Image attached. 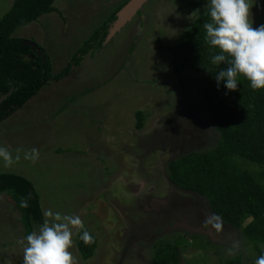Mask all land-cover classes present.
Listing matches in <instances>:
<instances>
[{
    "label": "rangeland",
    "instance_id": "rangeland-1",
    "mask_svg": "<svg viewBox=\"0 0 264 264\" xmlns=\"http://www.w3.org/2000/svg\"><path fill=\"white\" fill-rule=\"evenodd\" d=\"M13 2L0 0V14ZM123 2L55 0L58 11L19 27L15 34L43 46L57 73ZM207 4L146 0L102 49L73 65L67 77L50 81L0 123V145L13 156L18 147L39 150L35 164L24 160L23 152L11 168L0 160V172L28 177L44 213L80 215L85 229L96 235L89 259L78 251L79 234L74 236L71 251L80 264H155L156 249L165 240L181 245L183 264H223L235 255L255 264L264 253V245L260 252L243 226L228 225L202 194L169 177L173 160L212 148L218 134L202 101L201 74L185 70L184 87L172 68L170 50H159L158 42L175 44ZM260 5L264 1L253 7V19ZM262 22L256 20L253 27ZM138 110L145 113L142 126L137 125ZM160 197L164 202L157 207L163 211L149 210ZM189 197L203 211L198 231L170 220L180 209L189 213L179 206L183 199L191 201ZM25 236L16 202L9 193H0V264H23L18 241Z\"/></svg>",
    "mask_w": 264,
    "mask_h": 264
},
{
    "label": "trees",
    "instance_id": "trees-1",
    "mask_svg": "<svg viewBox=\"0 0 264 264\" xmlns=\"http://www.w3.org/2000/svg\"><path fill=\"white\" fill-rule=\"evenodd\" d=\"M120 4L94 32L83 42L74 59L57 73L45 51L42 56L29 57L25 39L15 32L21 26L37 20L51 11H58L55 0H14L12 6L0 14V123L23 107L50 84L60 81L78 66L85 56H93L101 49ZM208 0H183L191 7ZM210 22L206 12L200 14L180 39L167 46L159 40L158 49L167 47L171 52L172 68L178 81L185 86L184 71L201 74L202 101L218 139L212 148L191 152L173 160L169 165V177L177 185L202 194L228 225L243 226L244 235L260 251L264 245V90L253 91L250 82L238 78V90L229 91L224 81L219 87L215 75L227 66L211 63L217 49L205 41L203 24ZM34 54V53H33ZM145 113L136 111L137 125L142 126ZM9 193L22 214L26 235L44 222L40 194L34 183L15 172H0V193ZM28 207H21V199ZM95 242L85 245L80 238L79 249L85 259L94 255ZM261 252V251H260ZM264 255V253H261ZM155 264H183L182 247L170 240L162 241L154 255ZM223 264H245L241 255L227 259Z\"/></svg>",
    "mask_w": 264,
    "mask_h": 264
},
{
    "label": "clouds",
    "instance_id": "clouds-1",
    "mask_svg": "<svg viewBox=\"0 0 264 264\" xmlns=\"http://www.w3.org/2000/svg\"><path fill=\"white\" fill-rule=\"evenodd\" d=\"M254 4L255 0H208L206 5L210 22L203 24L205 41L218 50L211 63L227 66L215 75V79L218 87L224 81L229 91L238 90L239 77L247 79L253 91L264 90V25L253 27ZM197 13L199 10L192 16ZM21 152L24 160L33 164L38 162L39 150L36 148L23 150L18 147L13 156L12 150L0 145L3 166L11 168L17 164ZM20 206L28 207L27 200L22 198ZM44 215L43 224L40 227L35 225L34 231L27 235L25 231L26 236L18 241L23 246V264H78L71 251L74 236L79 234L86 246L95 242L80 215L52 210H47ZM255 264H264V255L259 256Z\"/></svg>",
    "mask_w": 264,
    "mask_h": 264
},
{
    "label": "flooded vegetation",
    "instance_id": "flooded-vegetation-1",
    "mask_svg": "<svg viewBox=\"0 0 264 264\" xmlns=\"http://www.w3.org/2000/svg\"><path fill=\"white\" fill-rule=\"evenodd\" d=\"M257 1H264V0H255V4L257 3ZM254 4V6H255ZM253 6V7H254ZM255 9L252 8V11L255 13L254 11ZM256 18L253 19V23H256V20L262 22V20H264V7L262 5H260L258 7V12L256 13ZM260 25H264V21L262 23L259 24ZM25 41V45L27 49H30L32 51L31 54H29V57L33 58V57H39L42 56L45 53V49L43 48V46H41L40 44H37V46H33L31 44V40L32 38H24ZM34 53V54H33ZM184 137V136H183ZM190 198V197H189ZM191 199V198H190ZM164 202V200L160 197L159 199H154L151 203V206L148 208L149 210H151L152 212H159L163 211V209L161 207H157L158 204ZM166 205V203H165ZM164 205V207H165ZM198 204L193 203L192 199L191 201L183 199L180 201V205L181 207L184 206V208L189 210V213L184 212L182 209H180L181 211H177V213H175L176 215H173L170 220L174 221V224H177V227H181V225H183L185 227V229L187 231H198L199 229H201L203 221H202V217H203V211L201 209L197 208ZM192 211V213H190ZM194 216V218H193ZM180 221H189V222H183L180 223ZM203 228V227H202Z\"/></svg>",
    "mask_w": 264,
    "mask_h": 264
},
{
    "label": "water",
    "instance_id": "water-1",
    "mask_svg": "<svg viewBox=\"0 0 264 264\" xmlns=\"http://www.w3.org/2000/svg\"><path fill=\"white\" fill-rule=\"evenodd\" d=\"M145 1L146 0H129L117 11L116 19L110 25L108 34L102 46H105L116 35V33L121 31L124 26L133 19ZM31 44L37 46L38 43L31 41Z\"/></svg>",
    "mask_w": 264,
    "mask_h": 264
},
{
    "label": "crops",
    "instance_id": "crops-1",
    "mask_svg": "<svg viewBox=\"0 0 264 264\" xmlns=\"http://www.w3.org/2000/svg\"><path fill=\"white\" fill-rule=\"evenodd\" d=\"M78 264H80V263H78Z\"/></svg>",
    "mask_w": 264,
    "mask_h": 264
}]
</instances>
